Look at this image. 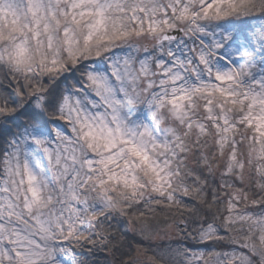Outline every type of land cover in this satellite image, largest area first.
Masks as SVG:
<instances>
[{"label": "snow or ice", "instance_id": "obj_1", "mask_svg": "<svg viewBox=\"0 0 264 264\" xmlns=\"http://www.w3.org/2000/svg\"><path fill=\"white\" fill-rule=\"evenodd\" d=\"M248 18L264 0H0V264L114 253L112 221L141 207L173 217L176 246L119 264H264Z\"/></svg>", "mask_w": 264, "mask_h": 264}, {"label": "trees", "instance_id": "obj_2", "mask_svg": "<svg viewBox=\"0 0 264 264\" xmlns=\"http://www.w3.org/2000/svg\"><path fill=\"white\" fill-rule=\"evenodd\" d=\"M257 19V18H256ZM247 20H255L254 18H248ZM76 75H79L78 73ZM72 79V77H69ZM71 82V81H69ZM23 122V118H21V123ZM3 130L0 129V139L3 138ZM186 200L188 198H185ZM221 207V205H216L213 207V213L216 212L217 208ZM139 211H143V208L140 209H132L130 210L128 216L125 217H117L116 220H113L111 223L110 228V234L114 236L113 244L116 246L118 251L114 253H110L106 250H102L99 248L92 249L91 251L88 250L89 246L86 245L84 249L76 248L75 254L76 258L79 259V261L82 264H85L87 261L88 264H119V259L121 252H127L129 248L132 250H135L137 246L140 247V249H143L144 247L153 248L154 244L147 240L144 242L145 234L143 231L141 232L139 229L142 228L147 232H150L149 235L152 234L153 231L157 230L158 227H162L166 224L173 223V217L164 211H157L155 213H149L147 214V217L145 219H141L139 221H135L134 214L138 215ZM130 218L134 220V223H130ZM209 221H211V216L208 217ZM138 231V232H137ZM143 233V239L141 240V234ZM137 241V242H136ZM190 244L189 246L192 247L194 245V242H188ZM110 245L109 247H111ZM151 252L146 253V255H150Z\"/></svg>", "mask_w": 264, "mask_h": 264}, {"label": "rangeland", "instance_id": "obj_3", "mask_svg": "<svg viewBox=\"0 0 264 264\" xmlns=\"http://www.w3.org/2000/svg\"><path fill=\"white\" fill-rule=\"evenodd\" d=\"M246 23L249 25L259 26V25H264V20H260L257 18L255 20H246ZM137 55L142 57L144 55V53L141 51L140 53H137ZM77 77H78V75H77ZM69 81H71V78H69ZM240 206L243 207V204H241ZM172 224L173 223H169V224H166L162 227H158V229L153 231L151 235H149L150 232H147L144 229L140 228L139 230L141 232L143 231V233L145 234L143 241L146 242L147 240H150L154 244L152 249H156L157 251H164L168 248L169 245H171V247H175L176 245H175L174 241L178 238L175 235V228L172 227ZM140 231H139V233L141 234V240H142L143 235ZM189 245L190 244H188V246ZM144 246H146V245H144ZM144 246H143L142 250L147 249L148 252H151L150 255H152L151 248L144 247ZM189 247L195 249V248H198L199 246L194 244V245H192V247L191 246H189ZM75 249H74V251H75ZM80 249H84V247L80 248ZM88 250H90V251L92 250L90 246H89ZM150 255H148V256H150ZM77 260H79V259H77ZM85 264H88V262L86 261Z\"/></svg>", "mask_w": 264, "mask_h": 264}]
</instances>
